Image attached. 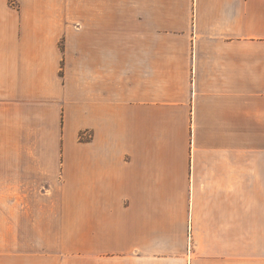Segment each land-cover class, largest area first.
I'll return each instance as SVG.
<instances>
[{"label": "crops", "instance_id": "crops-1", "mask_svg": "<svg viewBox=\"0 0 264 264\" xmlns=\"http://www.w3.org/2000/svg\"><path fill=\"white\" fill-rule=\"evenodd\" d=\"M31 186L93 264H264V0H0V215Z\"/></svg>", "mask_w": 264, "mask_h": 264}, {"label": "rangeland", "instance_id": "rangeland-1", "mask_svg": "<svg viewBox=\"0 0 264 264\" xmlns=\"http://www.w3.org/2000/svg\"><path fill=\"white\" fill-rule=\"evenodd\" d=\"M25 190L27 198H18L16 213L0 215V264H93L85 256L91 255L89 248L75 256L71 239L67 248L58 247L57 217L50 214L53 198H39L34 186Z\"/></svg>", "mask_w": 264, "mask_h": 264}]
</instances>
